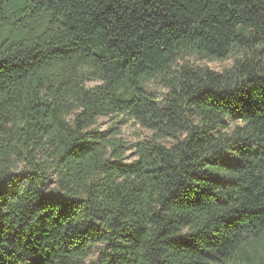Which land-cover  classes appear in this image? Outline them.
<instances>
[{
	"label": "trees",
	"instance_id": "16d2710c",
	"mask_svg": "<svg viewBox=\"0 0 264 264\" xmlns=\"http://www.w3.org/2000/svg\"><path fill=\"white\" fill-rule=\"evenodd\" d=\"M0 264H264V0H0Z\"/></svg>",
	"mask_w": 264,
	"mask_h": 264
},
{
	"label": "rangeland",
	"instance_id": "374dc122",
	"mask_svg": "<svg viewBox=\"0 0 264 264\" xmlns=\"http://www.w3.org/2000/svg\"><path fill=\"white\" fill-rule=\"evenodd\" d=\"M237 54L233 53L229 58L224 60L218 59H201L196 56H186L185 59L180 60V63L187 62L192 65L207 66L215 71H223L224 69L230 68L234 65ZM96 80H89L87 84L93 86L97 84ZM149 90L155 93L159 99L163 98L166 88L159 83L158 80L153 79L148 85ZM229 126L224 130L231 132L236 122L227 120ZM95 130L105 131L109 135L114 131H119L117 137L121 138L127 145L133 146L139 141L150 140L156 138L164 144L170 146L173 144V140L169 137L156 136L152 129L142 126L136 122L133 118L116 115H101L96 119L95 124L92 126ZM135 149H128L125 155L127 161H131L135 158ZM99 254V247L95 246L89 258H96Z\"/></svg>",
	"mask_w": 264,
	"mask_h": 264
}]
</instances>
